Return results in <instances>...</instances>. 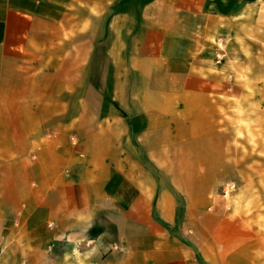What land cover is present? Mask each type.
<instances>
[{"label":"crops","instance_id":"0c3cea01","mask_svg":"<svg viewBox=\"0 0 264 264\" xmlns=\"http://www.w3.org/2000/svg\"><path fill=\"white\" fill-rule=\"evenodd\" d=\"M216 39L264 45V0H0V264H264Z\"/></svg>","mask_w":264,"mask_h":264},{"label":"rangeland","instance_id":"374dc122","mask_svg":"<svg viewBox=\"0 0 264 264\" xmlns=\"http://www.w3.org/2000/svg\"><path fill=\"white\" fill-rule=\"evenodd\" d=\"M214 46L208 54L209 76L204 79L211 87L227 91L224 95H216L226 102L227 124L224 127L227 136L231 138L227 139V150L230 157L235 150L245 156H249L250 149L257 150V160L262 166L258 176H264V45L251 48L236 39L235 42L228 40L223 46V41L216 39ZM203 57L208 59L205 54ZM232 87L235 92L229 90ZM251 103H257V109H253L255 106ZM250 113L255 114L253 118L258 114L259 123L249 119ZM233 176V169H227V180L218 184L213 195L215 202L221 198L228 201L231 214L234 194L239 188ZM259 186L264 187L263 178H259Z\"/></svg>","mask_w":264,"mask_h":264}]
</instances>
